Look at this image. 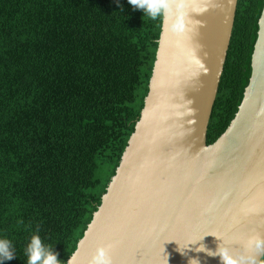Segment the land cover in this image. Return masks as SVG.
I'll return each mask as SVG.
<instances>
[{"label": "trees", "instance_id": "trees-1", "mask_svg": "<svg viewBox=\"0 0 264 264\" xmlns=\"http://www.w3.org/2000/svg\"><path fill=\"white\" fill-rule=\"evenodd\" d=\"M262 5L237 0L208 144L242 99ZM160 27L128 0H0V238L15 255L0 264H26L37 226L66 263L139 117Z\"/></svg>", "mask_w": 264, "mask_h": 264}, {"label": "water", "instance_id": "water-1", "mask_svg": "<svg viewBox=\"0 0 264 264\" xmlns=\"http://www.w3.org/2000/svg\"><path fill=\"white\" fill-rule=\"evenodd\" d=\"M183 4L178 31L161 21L139 117L65 264H88L97 245L112 264H222L196 248L247 256V238L264 236V0L242 99L209 144L237 0Z\"/></svg>", "mask_w": 264, "mask_h": 264}, {"label": "clouds", "instance_id": "clouds-1", "mask_svg": "<svg viewBox=\"0 0 264 264\" xmlns=\"http://www.w3.org/2000/svg\"><path fill=\"white\" fill-rule=\"evenodd\" d=\"M128 2L134 8L142 10L144 15L152 19L160 18L162 24L169 30H179L184 6L183 0H128ZM190 243L194 244L196 241ZM244 247L252 250L247 256L244 254L235 255L224 242L218 244L215 251L208 249L204 244H200L196 251L205 252L209 256H218L222 264H264V259H261L264 257V236L259 234L249 236ZM52 248L53 246L43 243L37 226V230L33 232L24 249V254L27 257L26 264H61ZM178 250L181 251L180 247ZM14 256L12 241L6 237L0 238V261L10 260ZM88 264H112L109 249L104 245H97ZM188 264H200V261L197 258H190Z\"/></svg>", "mask_w": 264, "mask_h": 264}]
</instances>
